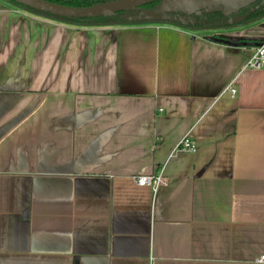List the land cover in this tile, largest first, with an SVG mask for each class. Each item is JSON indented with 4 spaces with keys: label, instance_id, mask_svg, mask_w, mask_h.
<instances>
[{
    "label": "crops",
    "instance_id": "crops-1",
    "mask_svg": "<svg viewBox=\"0 0 264 264\" xmlns=\"http://www.w3.org/2000/svg\"><path fill=\"white\" fill-rule=\"evenodd\" d=\"M199 30L0 0V264H264V66Z\"/></svg>",
    "mask_w": 264,
    "mask_h": 264
},
{
    "label": "water",
    "instance_id": "water-1",
    "mask_svg": "<svg viewBox=\"0 0 264 264\" xmlns=\"http://www.w3.org/2000/svg\"><path fill=\"white\" fill-rule=\"evenodd\" d=\"M8 1L15 6L18 4L26 7L23 9L33 14L35 13L32 10L48 14L51 16L49 17L51 19L56 16L89 19L95 17L113 16L118 12H124L123 17L129 24L169 23L190 29H233L262 19L247 18L250 13L257 8L256 6L249 8L244 13H237V11L241 8L248 6L257 0H108L87 6H72L49 0ZM156 1L157 5L155 7H144V5ZM216 11L221 12L224 16L231 14L234 15L228 17L227 19H223L221 22L212 23L211 25H205L203 20L198 22L191 17V14L202 15L203 13ZM113 24H115L113 21L108 23V25ZM206 37L210 40L220 41L234 46L254 47L261 45L262 41H264V38L261 37L242 38L241 40L234 41L227 33L207 35Z\"/></svg>",
    "mask_w": 264,
    "mask_h": 264
},
{
    "label": "trees",
    "instance_id": "trees-1",
    "mask_svg": "<svg viewBox=\"0 0 264 264\" xmlns=\"http://www.w3.org/2000/svg\"><path fill=\"white\" fill-rule=\"evenodd\" d=\"M49 1L62 3V4H66V5H72V6H87L90 4H94L97 2H101V1H108V0H49ZM254 4H258V0L252 2L248 6L241 8L239 10V12L246 11L250 6H252ZM156 5H157V1L152 2V3H148V4L144 5V7L152 8V7H155ZM16 6H18L20 8H26V7H24L22 5H18V4ZM32 11L37 15L45 16L47 18L51 17L50 15L45 14L43 12H39V11H35V10H32ZM123 15H124V12H118V13L114 14L113 16L95 17V18H89V19L88 18H65L62 16H56V17H53V19L60 21L61 23L74 25L76 27H80V26H104V25H108V23L110 21L115 22V24H113V25L129 24L124 19ZM219 16H223V14L219 11L209 12L207 14V22L209 23L213 19H215V17H219ZM263 17H264V6H259L257 9H255V11H253L249 15L248 19L263 18Z\"/></svg>",
    "mask_w": 264,
    "mask_h": 264
},
{
    "label": "built area",
    "instance_id": "built-area-1",
    "mask_svg": "<svg viewBox=\"0 0 264 264\" xmlns=\"http://www.w3.org/2000/svg\"><path fill=\"white\" fill-rule=\"evenodd\" d=\"M264 66V41L259 46H254L248 58L244 63V67L249 68H260ZM224 91L230 92L233 96L235 93V88L231 87V85H227L224 88ZM196 148L195 141L189 136V133L183 135L172 151L169 153L168 158L172 157L175 153L179 151H194ZM164 165V164H163ZM134 181L139 186H151L156 188L163 181V166L161 170L155 174H142L136 175L134 177ZM264 259V255L260 257V260Z\"/></svg>",
    "mask_w": 264,
    "mask_h": 264
},
{
    "label": "flooded vegetation",
    "instance_id": "flooded-vegetation-1",
    "mask_svg": "<svg viewBox=\"0 0 264 264\" xmlns=\"http://www.w3.org/2000/svg\"><path fill=\"white\" fill-rule=\"evenodd\" d=\"M255 6H256L257 8H258L259 6H264V0H258V4H254V5L250 6L249 8H251V7H255ZM249 8H248V9H249ZM257 8H256V9H257ZM248 9H247V10H248ZM247 10H246V11H247ZM246 11H243V12H239V11H237V13L240 14V13H244V12H246ZM254 11H255V10H254ZM251 13H252V12H251ZM251 13H250V14H251ZM207 14H208V13H203L202 15L191 14V17L194 18V19H195L196 21H198V22L203 20L205 25H211L212 23L221 22L223 19H227L228 17L234 15V14H231V15H227V16H224V15H223V16L215 17V19H213L211 22L208 23V22H207ZM248 17H249V16H248ZM248 17H247V18H248ZM196 26H197V25H196ZM219 33H220V32H216V34H219Z\"/></svg>",
    "mask_w": 264,
    "mask_h": 264
},
{
    "label": "rangeland",
    "instance_id": "rangeland-1",
    "mask_svg": "<svg viewBox=\"0 0 264 264\" xmlns=\"http://www.w3.org/2000/svg\"><path fill=\"white\" fill-rule=\"evenodd\" d=\"M5 1H7V2H9L8 0H5ZM9 3H11V2H9ZM12 4V3H11ZM14 5V4H13ZM15 6V5H14ZM23 9V8H22ZM37 15V14H36ZM38 16H41V15H38ZM42 17H45V16H42ZM45 18H47V17H45ZM49 19H51V18H49ZM52 20H54V19H52ZM55 21H57V20H55ZM58 22H60V21H58ZM106 26H109V25H106ZM248 26V24H246L244 27H247ZM243 27V26H242ZM240 28V27H239ZM226 30H228V29H218V28H203L202 30H199V31H202V32H209V33H212V32H219V31H226ZM213 35H216V33H213Z\"/></svg>",
    "mask_w": 264,
    "mask_h": 264
}]
</instances>
